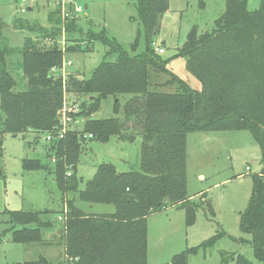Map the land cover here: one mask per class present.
<instances>
[{
	"label": "trees",
	"instance_id": "16d2710c",
	"mask_svg": "<svg viewBox=\"0 0 264 264\" xmlns=\"http://www.w3.org/2000/svg\"><path fill=\"white\" fill-rule=\"evenodd\" d=\"M135 1L145 39L142 52L136 51L139 38L128 51L109 37L106 29L85 32L76 16L64 20L61 4L49 12L48 27L28 24L22 18L14 20L15 28L27 29L38 37L26 36L22 47H11L7 37L1 36L0 161L3 134H52V172L65 205L60 222L44 218L49 210H6L12 240L28 247L44 245V231L59 222L62 264H148L150 214L177 206L185 209L188 225L195 223L200 203L193 202L187 192L189 132L249 130L264 161V0L256 10L249 9L248 0H227L213 29L179 48L177 55L186 57L187 69L199 79L201 89L190 87L172 73L167 60L157 52L155 43L169 0ZM5 25L0 19V35ZM63 31L64 46H59ZM82 36L91 43L100 40L108 45L103 61L85 78L53 73L54 67H62L65 54L75 51L71 43ZM45 40L52 42L46 45ZM17 52L22 56L26 81L23 90L17 89V79L7 65V58ZM160 74H167L168 80L154 81ZM67 83L77 93L90 95L89 103L81 104V115L87 117L82 137L73 131L56 136ZM107 98L113 100L115 115L93 117ZM85 134L102 142L113 136L128 141L140 138L139 169L119 171L114 163L104 162L81 188L84 180L76 168ZM23 167L47 169L48 165L36 159L24 160ZM253 179V193L241 216L240 229L251 234L255 258L264 264V169ZM79 201L89 206L112 205L114 211L87 212ZM220 236L214 235L162 264H188L189 255L214 246ZM226 254L222 253L223 262L228 261ZM232 259L235 264H256L243 254H232ZM24 264L53 261L40 254Z\"/></svg>",
	"mask_w": 264,
	"mask_h": 264
},
{
	"label": "rangeland",
	"instance_id": "374dc122",
	"mask_svg": "<svg viewBox=\"0 0 264 264\" xmlns=\"http://www.w3.org/2000/svg\"><path fill=\"white\" fill-rule=\"evenodd\" d=\"M226 2L227 0H169V8L162 17L160 33L155 43L157 52L167 60L168 69L194 89H201L202 84L188 71L186 57L178 56L177 53L187 41V36L194 26L198 27V34L213 29L215 21L225 10ZM260 3L261 0H248V7L256 10ZM20 5L21 0H0V19L6 24L0 40L1 36L7 37L9 45L13 48L22 47L26 36L38 38L27 29L15 28L16 18H22L31 25L48 27V14L59 9L60 2H29L25 5L28 8L26 12L20 11ZM70 6L83 8V11L77 15L72 14V17L78 18L85 32L89 29L95 32L106 29L108 36L115 38L128 51H132L131 44L139 38L136 51L144 50L143 27L135 0H70ZM62 17L64 20L68 19L63 14ZM65 36L63 31L58 41L59 46H64ZM85 36L77 42H72L75 51L64 56V59L73 61L65 70L78 75L79 78L89 77L103 61L109 49L102 41L91 43ZM45 42L49 45L52 41ZM111 58L114 59L113 56ZM7 65L17 79V89H25L21 54H11L7 58ZM157 76L154 78L157 82L169 78L167 74ZM74 100H79L81 104L83 101L89 103L90 95L77 93L67 83L64 85V101L67 102V107H74ZM113 115V100L107 98L93 117L104 118ZM76 118L81 119V116ZM83 127L84 123L73 122L68 125L67 131L79 132L82 137ZM91 137L85 134L84 140L81 138L83 149L76 168L78 176L84 180L81 188L94 176L99 164L104 162L114 163L119 171L139 169L140 138L128 141L113 136L102 142ZM2 140L4 152L0 161V264H24L28 260L36 259L40 254L51 259L53 264H62V247L58 246L57 230L62 220L59 217L65 214V205L63 194L52 172V139H47V133H42L39 137L36 132L28 131L18 135L5 133ZM186 145L187 192L193 202L200 203L196 211V221L188 225L185 209L177 206L150 214L148 264L168 263L173 255L199 246L217 234L221 236L216 244L207 249L200 248L197 253L189 255L188 264H235L232 254H243L256 264H261L255 258L251 234L240 229L241 216L248 208L253 193L254 175L260 174L264 169L260 145L249 130L189 132ZM36 159L47 164L48 168L23 167L24 160ZM77 203L87 212L114 211L112 205L96 204L91 207L85 202ZM30 208L49 210L50 214L44 218L59 221L55 223L56 227L44 231V245L33 244L28 247L12 240V224L6 210ZM225 252L227 262H223L222 253Z\"/></svg>",
	"mask_w": 264,
	"mask_h": 264
},
{
	"label": "built area",
	"instance_id": "2783aa9c",
	"mask_svg": "<svg viewBox=\"0 0 264 264\" xmlns=\"http://www.w3.org/2000/svg\"><path fill=\"white\" fill-rule=\"evenodd\" d=\"M37 0H21V5H20V11L21 12H26L27 11V7H25L26 4H28L29 2H35ZM60 4H61V8H62V14L64 17H72V14L77 15L78 13H80L81 11H83V8L81 6H77V7H72L70 6V0H59ZM31 8V7H29ZM158 50V48H156ZM73 61L71 59H64L63 61V65L62 67H54L52 69L53 73H57L59 71H63L62 75L64 76V78L66 77V75H68L69 73L67 72V70H65V67L68 65H72ZM67 102L64 101L63 106L61 107V109L59 110V125H60V129L57 132L58 137H62L68 129V125H70L73 122H81V123H85L87 120V117H85L84 115H81L80 113L82 112V107H81V102L79 100H74V107H67ZM79 113V114H78ZM77 116H81V119L76 118ZM52 134H48L47 135V139H52ZM92 136V135H90ZM249 168V167H248ZM70 174V173H68Z\"/></svg>",
	"mask_w": 264,
	"mask_h": 264
},
{
	"label": "water",
	"instance_id": "95a60500",
	"mask_svg": "<svg viewBox=\"0 0 264 264\" xmlns=\"http://www.w3.org/2000/svg\"><path fill=\"white\" fill-rule=\"evenodd\" d=\"M197 38H198V27L194 26L187 36V41L196 40ZM0 173H1V171H0ZM60 233H61V231H60Z\"/></svg>",
	"mask_w": 264,
	"mask_h": 264
},
{
	"label": "crops",
	"instance_id": "0c3cea01",
	"mask_svg": "<svg viewBox=\"0 0 264 264\" xmlns=\"http://www.w3.org/2000/svg\"><path fill=\"white\" fill-rule=\"evenodd\" d=\"M201 178H203V176H201ZM91 207H93V206H91ZM104 209H105V208H104ZM100 212H101V211H100ZM103 212H108V211L103 210ZM59 218H61V216H60ZM58 233L60 234V231H58ZM60 253H62V251H61ZM60 253H59V254H60Z\"/></svg>",
	"mask_w": 264,
	"mask_h": 264
}]
</instances>
